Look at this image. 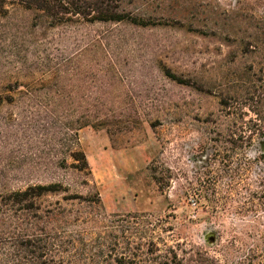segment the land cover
<instances>
[{"label":"rangeland","instance_id":"obj_1","mask_svg":"<svg viewBox=\"0 0 264 264\" xmlns=\"http://www.w3.org/2000/svg\"><path fill=\"white\" fill-rule=\"evenodd\" d=\"M113 1L165 25L0 0V243L18 213L67 264H264V0ZM97 113L123 123L77 132V171L70 126ZM51 183L39 211L11 206Z\"/></svg>","mask_w":264,"mask_h":264},{"label":"trees","instance_id":"obj_2","mask_svg":"<svg viewBox=\"0 0 264 264\" xmlns=\"http://www.w3.org/2000/svg\"><path fill=\"white\" fill-rule=\"evenodd\" d=\"M27 9L34 10L44 14L50 19L52 26H60L75 22L86 23H122L139 27V28H154L163 26L152 19H145L135 16L132 13L120 10L119 6L114 4L113 0H14ZM164 73L170 79L176 80L179 83H186L184 80L176 78L170 70L164 68ZM92 108L101 109L102 104L94 103ZM123 121L116 119L114 116H100L97 114L87 115L84 118H78L70 126V130L74 132V148L71 150L70 157L75 163L71 168L77 171H85L89 169L85 153L79 149L77 132L85 127L95 129H108L110 126L120 127ZM66 165V164H65ZM68 167V166H65ZM66 192L60 183H51L48 185L29 186L25 190L11 192L9 201L11 206L16 209V212L23 213L24 211H39L37 201L48 197L49 195H57ZM66 201L75 199H84L80 196H68L64 198ZM55 210L52 209L51 214ZM7 219L5 225L9 227L7 233L8 240H3L0 243V264H67L62 257H58L57 242L55 238L44 239L43 246L38 245V230H34L26 223L25 220L17 214L13 213ZM53 220V218H52ZM3 225V224H1ZM46 232V237H47ZM57 235V234H55ZM57 239V238H56ZM6 243V244H5ZM119 260L117 264H122Z\"/></svg>","mask_w":264,"mask_h":264}]
</instances>
